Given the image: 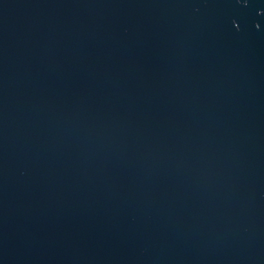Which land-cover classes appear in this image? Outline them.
<instances>
[{"label": "water", "instance_id": "95a60500", "mask_svg": "<svg viewBox=\"0 0 264 264\" xmlns=\"http://www.w3.org/2000/svg\"><path fill=\"white\" fill-rule=\"evenodd\" d=\"M0 264H264V0H0Z\"/></svg>", "mask_w": 264, "mask_h": 264}]
</instances>
